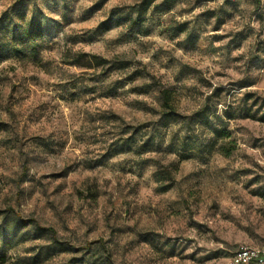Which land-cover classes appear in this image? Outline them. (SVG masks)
Masks as SVG:
<instances>
[{
    "label": "rangeland",
    "instance_id": "obj_1",
    "mask_svg": "<svg viewBox=\"0 0 264 264\" xmlns=\"http://www.w3.org/2000/svg\"><path fill=\"white\" fill-rule=\"evenodd\" d=\"M138 1L0 0V264H230L264 245V0H156L130 31Z\"/></svg>",
    "mask_w": 264,
    "mask_h": 264
},
{
    "label": "trees",
    "instance_id": "obj_2",
    "mask_svg": "<svg viewBox=\"0 0 264 264\" xmlns=\"http://www.w3.org/2000/svg\"><path fill=\"white\" fill-rule=\"evenodd\" d=\"M166 2V0H164ZM231 0H226L223 2H229ZM161 4H157L156 0H140L136 4L132 6V9L135 12V17L130 20V23L128 25V28L130 31H132L134 28L139 27L146 21V15L148 11L151 9V14L149 18H152L153 13L155 12L156 8H158ZM112 26V18L109 17L103 21H101L98 25V29H101L102 31H107L111 28ZM16 31V30H15ZM183 31V30H181ZM44 33V26L41 20L39 19H34L31 18L29 19L25 26L19 30V35L22 37V40L24 42H31L35 43L38 39H40L43 36ZM15 35V34H14ZM117 60L116 58L113 59H107L105 57H102L97 54H89V53H78L76 56V60L72 62V65H78V66H85V67H99L102 65H107V64H113L116 63ZM122 63H124L122 61ZM160 88V98H161V103H162V117L164 119H171L176 117L178 114L176 112L175 105L173 103V93L169 88L164 87L162 84H159ZM205 107L202 109L198 110L195 112V116L198 118H202L204 113H205ZM131 128V126L129 127ZM134 131L132 134H130L127 137H123L120 140H128L131 141L134 138V134H137V128H132ZM214 133L217 137H227L229 135V132L226 130L219 128L214 130ZM165 173L170 175L169 170H165ZM21 223L23 225L27 224H34L38 229L46 231V230H51V228H47L44 226H41L37 220L34 218H29V219H22ZM93 242H89L86 244V248L88 249ZM233 256V255H232Z\"/></svg>",
    "mask_w": 264,
    "mask_h": 264
},
{
    "label": "built area",
    "instance_id": "obj_3",
    "mask_svg": "<svg viewBox=\"0 0 264 264\" xmlns=\"http://www.w3.org/2000/svg\"><path fill=\"white\" fill-rule=\"evenodd\" d=\"M230 264H264V245L261 247L240 246L234 252Z\"/></svg>",
    "mask_w": 264,
    "mask_h": 264
}]
</instances>
